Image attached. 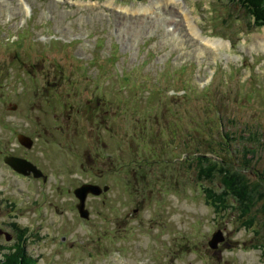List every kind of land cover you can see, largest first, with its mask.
<instances>
[{"label": "rangeland", "instance_id": "obj_1", "mask_svg": "<svg viewBox=\"0 0 264 264\" xmlns=\"http://www.w3.org/2000/svg\"><path fill=\"white\" fill-rule=\"evenodd\" d=\"M169 1L0 0V147L48 177L17 173L0 152V258L22 244L36 264H264V212L217 215V178L189 164L199 149L243 166L225 133L247 127L261 138L242 142L257 152L247 174L264 177V28L229 0ZM183 65L192 89L176 98ZM83 183L110 186L88 198V220Z\"/></svg>", "mask_w": 264, "mask_h": 264}, {"label": "trees", "instance_id": "obj_2", "mask_svg": "<svg viewBox=\"0 0 264 264\" xmlns=\"http://www.w3.org/2000/svg\"><path fill=\"white\" fill-rule=\"evenodd\" d=\"M229 3H236L235 7L240 6L239 11L245 14L251 30H254L255 28H264V0H229ZM230 17L233 16L228 14L227 18L229 19ZM234 17L238 18V15L236 14ZM222 21L225 23L227 20L223 19ZM13 44L20 46V41H16ZM191 66L192 65H189V67L187 65H183L180 68L183 70L184 77L187 78L190 75L189 69ZM190 77L187 78V83L185 82L186 85L182 89L184 92L183 95L177 97L175 96L176 98L188 97V91L189 89H192L190 85L191 80H189ZM160 92L162 91L160 90ZM203 97L208 102V107L213 109L212 106L214 105V101H216L215 96L208 93ZM218 117L221 119V115H218ZM220 131L224 133L222 126L220 127ZM257 132L258 131L254 132L253 130L250 131L246 127V129L242 131V135H239V137L237 132L231 134L227 132L225 133L228 140L230 139L234 142L241 141L238 146H243L245 155V162L243 163V166L239 162V164H229L224 158L209 156L208 153H202L199 149L195 150V155L193 156L194 159L192 158L193 160L189 161V164H192L195 160V163L199 165V167L201 165H205L209 169L205 170L203 168V173L209 178H217L218 186L220 188L215 190L213 187H209L207 191V202L210 206L214 207V211L217 215L223 214L222 211L226 212L229 208L242 212L241 216L249 213L252 209H255L257 212H264V206L262 208L259 207L264 205V177L256 171L251 172L253 173L254 178L247 174V168L249 167L248 156H252L253 159L257 155V152L254 148L246 146V144H242L244 141L250 145L255 144V142H260L261 138ZM208 143L211 145V142ZM10 144L11 142L7 144L5 150L0 147V152L4 154V157L6 155H15L12 153V147H10ZM209 150L212 151V149ZM230 153L233 152L230 151ZM237 154L238 151H235V153L230 156V159L234 158V156L236 159L239 158L236 157ZM212 155H216V153L212 152ZM229 200L232 201L231 204L228 203ZM249 221H247V223L249 225L252 224L251 222H253V220H251V222ZM13 225H15V229L18 230V238H23L27 230L21 229L16 223ZM3 249L4 246L0 245V251ZM0 264H36V261L28 255L25 247L21 244L18 245V247L16 245L15 248L8 251V253H4L0 258Z\"/></svg>", "mask_w": 264, "mask_h": 264}, {"label": "water", "instance_id": "obj_3", "mask_svg": "<svg viewBox=\"0 0 264 264\" xmlns=\"http://www.w3.org/2000/svg\"><path fill=\"white\" fill-rule=\"evenodd\" d=\"M19 143L27 149H32L34 146V139L20 133L17 136ZM5 164L9 165L17 173L23 174L24 176H33L34 178H43L45 181L47 177L43 171L32 161L27 158L19 157L16 155H7L4 158ZM110 187L105 185L101 187L97 184L84 183L74 190V195L78 199L76 205L79 211L80 217L88 220L91 217L90 210L87 208V199L89 195L101 196L104 192H108ZM8 235V234H6ZM9 239V235H8ZM225 241L224 233L222 230H217L213 233L211 240L209 241L210 248L217 250L221 243ZM231 264V263H225Z\"/></svg>", "mask_w": 264, "mask_h": 264}, {"label": "bare ground", "instance_id": "obj_4", "mask_svg": "<svg viewBox=\"0 0 264 264\" xmlns=\"http://www.w3.org/2000/svg\"><path fill=\"white\" fill-rule=\"evenodd\" d=\"M169 2H171V0L169 1ZM170 4V3H169ZM168 5V4H167ZM148 9H150V8H146V7H144V8H142V9H140L141 11H146V10H148ZM188 13V12H187ZM186 15V17H188L187 19L188 20H190L191 18L189 17V15H187V14H185ZM189 23V22H188ZM190 24V23H189ZM192 31L193 32H195L194 31V29L192 28ZM198 35V34H197ZM219 41V43L221 44V45H223V44H225V42L223 41V40H218ZM217 41H215V43H216ZM262 42V41H261ZM260 42V43H261ZM211 43H212V41H211ZM218 43V42H217ZM214 45H216V44H214ZM218 45V44H217ZM218 48V47H217Z\"/></svg>", "mask_w": 264, "mask_h": 264}]
</instances>
